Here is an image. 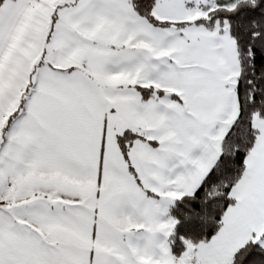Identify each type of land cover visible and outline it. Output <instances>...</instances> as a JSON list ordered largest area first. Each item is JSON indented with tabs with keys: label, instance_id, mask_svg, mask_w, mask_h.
Listing matches in <instances>:
<instances>
[{
	"label": "snow or ice",
	"instance_id": "snow-or-ice-1",
	"mask_svg": "<svg viewBox=\"0 0 264 264\" xmlns=\"http://www.w3.org/2000/svg\"><path fill=\"white\" fill-rule=\"evenodd\" d=\"M0 264H264V0H0Z\"/></svg>",
	"mask_w": 264,
	"mask_h": 264
}]
</instances>
